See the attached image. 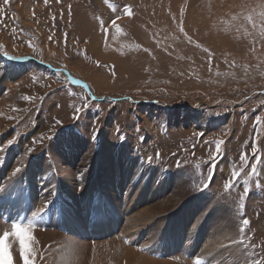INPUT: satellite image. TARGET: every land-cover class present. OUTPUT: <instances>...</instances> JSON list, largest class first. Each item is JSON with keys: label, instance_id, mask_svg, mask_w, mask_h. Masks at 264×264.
I'll list each match as a JSON object with an SVG mask.
<instances>
[{"label": "rangeland", "instance_id": "rangeland-1", "mask_svg": "<svg viewBox=\"0 0 264 264\" xmlns=\"http://www.w3.org/2000/svg\"><path fill=\"white\" fill-rule=\"evenodd\" d=\"M185 1L188 6L189 0ZM149 2L153 4L154 0ZM181 2L182 6L184 0ZM194 2L197 12L203 10L208 14L218 2L219 13L227 16V19L224 15L223 19L218 18L223 21V28L228 27L223 31L231 34V30L237 29L240 42L236 38L234 42H227L222 31L216 35L215 45L209 44L206 33L201 35L183 27L186 14L183 7L173 15V27L183 35L176 43H182L168 46L172 36L158 31L142 47L136 32L146 28L152 33L156 29L141 16L139 0H47V3L45 0H0V173L5 172L0 189H9L12 184L5 182L11 177L14 187L20 188L17 194L25 196L26 203L30 202L27 206L34 210L16 218L22 220L18 223L25 224L37 214L32 232L35 240L38 232L52 234L55 229L63 234L61 239H80L68 227V215L67 227L63 225L65 216L61 205L74 198L77 200L71 199L72 203L81 205L80 212L86 206L83 216L89 214L87 226L89 219L92 226L90 236L84 240L91 247L106 244L105 249L109 250L107 243L112 239L121 244L115 257L110 251L103 264H128L122 248H132L149 258L175 264H264L261 174L264 168V0ZM124 6L131 7L132 15L124 14ZM156 13H150L148 18L155 20ZM218 37L224 40L222 44L216 43ZM155 107L167 112L179 111L184 123L171 128L169 121H162L150 131L142 116L152 117L150 111ZM77 108L81 111L75 112ZM189 130L195 133H187ZM72 137L79 140H74L76 150L73 148L75 151L70 155L72 150H68L66 140ZM218 141H223L219 156L215 149ZM57 142L63 144L60 150L65 163L60 164L62 169L55 165L46 171L49 181L40 185L46 180L42 181L45 177L40 176L35 166H43V161L40 162L43 158L49 160L48 164H55L52 153ZM122 145L132 151L129 161L136 154L139 163H144L145 155L148 164L156 165V169L164 167L163 176L158 173L162 179L172 176L177 180L174 187L168 186L167 195L178 194L184 201L176 207L164 206V200L158 201L160 208L155 211V220L152 219L155 224L161 221L168 224V215L174 217L191 199L202 197L201 220L209 218L214 224H222L223 229L234 222L241 233L240 240L231 243L223 239L224 246L215 247L217 251L222 250V257L210 260L200 254L199 248L187 247L193 246L190 233L193 234L195 223L183 239L184 247L175 253L158 249V240L147 239L146 234L139 238L138 234L122 233L123 228L130 226L126 217L115 225L113 232L99 228L91 232L98 220L104 222L105 210L111 208L107 198L101 196L100 189L107 191L110 185L104 174L105 160L101 164L100 156H108L116 167L119 155L116 159L115 153ZM226 165L236 174L231 182L223 170ZM16 168H20L18 173ZM138 170L134 175L138 176L133 180L135 185H139L141 178L142 170ZM112 178L115 180L116 175ZM150 178L151 172L142 179L143 183ZM65 181L74 190L70 194L63 185ZM181 184L185 187L178 193L176 189ZM83 186H88L91 193L83 191ZM123 195L126 197L127 192ZM167 195L166 199L170 197ZM137 206L143 207L142 203ZM2 208L0 211L7 217L0 213V223L7 228H0V233L10 230L11 223H17ZM227 215H232L229 224H225ZM148 216L145 220L151 222ZM53 218L59 220L55 223L57 228ZM38 219L46 220L38 226ZM245 219L250 222L248 225L243 224ZM159 226L160 234L162 227ZM58 239L45 247L34 244L35 264L65 263L61 259L63 241ZM232 246L241 251L231 252ZM10 253L11 264H23L19 246L17 249L12 246ZM92 260L87 263L92 264Z\"/></svg>", "mask_w": 264, "mask_h": 264}, {"label": "bare ground", "instance_id": "bare-ground-1", "mask_svg": "<svg viewBox=\"0 0 264 264\" xmlns=\"http://www.w3.org/2000/svg\"><path fill=\"white\" fill-rule=\"evenodd\" d=\"M139 1L142 2V5L140 7L141 8L140 9L141 16L144 17V19H148V22H151V25H152L153 29H156L155 32H152V33H151V31H149L146 28L145 29L141 28V30H138L136 32V35H137L136 37H137V40H138L137 42L142 47L145 46V44H147L146 43L147 41L149 43V40L146 41V39H148L149 36H151V38H152L151 34L156 33L158 31H159L158 33L162 32V34H164L167 37L169 35L172 36L171 37L172 41L168 42V46H170V45H174L175 46V44H177L176 43V39L183 38L182 37L183 35L178 34L179 31L177 33L176 28L173 27V21L175 20L173 15L176 14L177 12H179L181 7H183L184 12H186L185 18L182 19L183 27L185 29L187 28L190 32L196 31L197 33H199L201 35H203L202 33H206L205 35L207 37V40L209 41V44H211V45H215L214 41L217 38L216 35L219 34V32H222L223 29L226 28V27L223 28V21L220 22V20H219L220 18L223 19V15L224 14L221 15L219 13L218 6H217L219 4L218 2H215V5H214L215 7H213L214 9H212L210 14H208V12L203 13V10H202V12L199 11L200 13L197 12L198 10L195 9L194 0H189L188 1V6H187V1H185V0L183 2L182 6L180 5V3H182L181 2L182 0H167V1L164 0V2L166 1L167 4L163 3V1H160V0H154L153 4H151L149 2V0H139ZM169 3H170V5H168ZM238 4H239V2H238ZM211 6H212V4H211ZM155 12H157L156 13L157 16H156L155 20H151L150 17L148 18V16L152 15L150 13H155ZM165 12H167L166 15H165ZM158 14H160V15L158 16ZM224 17H226V19H227L226 15H224ZM157 19L158 20L161 19V22L158 21ZM233 26H235V25H233ZM232 28H235V27H232ZM205 29H207V30H205ZM223 32L226 35L227 42H234V38H236L237 40L239 39L238 38L239 33H238L237 29L231 30L230 31L231 34H227L225 31H223ZM188 37H191L190 34H189ZM200 37H202V36H200ZM218 38H219V40H217L216 43L222 44L224 42V40L221 37H218ZM155 39H156V37H155ZM154 41L155 40H153V42ZM180 43H182V42H180ZM180 43H178V44H180ZM204 43H205V41H204ZM162 44H164V42H161V45ZM162 47H164V45ZM193 47H196V46H193ZM176 49H177V47H176ZM221 50H223V48H221ZM260 52H262V51H260ZM259 55H261V54H259ZM237 57H238V55H237ZM150 112H152V115H153V116L151 115L152 117H148L147 115H143L142 116V119L144 120V122L146 121V124H147V126H148L150 131H152V129H154V126L157 123L159 124V122H162V121H169L171 128H174L175 125L178 124V123L179 124L184 123L183 122L184 119L180 118L181 114L178 115L179 111L167 112V111L160 110V109L155 107V108H151ZM121 118L123 119V117H121ZM190 132L195 133L192 130H189L187 133H190ZM240 132L241 131L239 130L238 135L240 134ZM149 134H151V132ZM74 140H79V139H74L72 137V138H68L66 140V146L68 147V150H70V151L73 148H75V150H76ZM38 142H37V144H38ZM60 142L59 143L57 142V144L54 146L55 148H53L52 156H53V158L55 160V164H51L50 165V164H48L49 162H47L49 160L43 158L42 160H40V162L43 161V164H42L43 166H41V164L35 166V167L38 168V170L40 172V176H42V178L45 177V178H43L42 181L44 182L46 180L45 184H40V185H46L48 183V181H49L46 178V175H47L45 173L46 171H48V170L50 171L51 168L55 167V165H56V168L57 167L59 169L63 168L60 164L62 162L65 163L66 159H65L64 155L62 154V150L64 148L63 144L60 143ZM28 144L29 143H27V145ZM34 145H35V143H34ZM30 146H32V144H30ZM61 147H62V150H60ZM118 148H119V151H117L118 153H115V157H114V158L117 159V156L119 155V159L116 160V163H117L116 167H115V163L113 162V160H112V162L109 161L110 158L108 156H103V157L100 156L101 164H103V161L105 160V164L104 165H106L107 169H106V172H104V174L106 175V177L108 179V183L110 185V186H108L110 189H108L107 191H103L102 189H104V188L100 189L101 193L103 194L101 196H105L107 198V200H108L107 202L111 206V208L105 210V213H106L105 214L106 215L105 218L106 219L105 220L103 219L104 222L98 220V223L92 227L91 232L95 228H99L101 230L109 229V232H113V230L115 228V225H117L119 222H121L124 219V217H126L127 220L130 222V226L123 228L122 233H128L131 236L135 235V234H138L139 238L142 235L144 237L145 234H146L147 239L152 238V239L158 240L156 242V247H158V249L163 248V250L166 251L167 253H171V252L175 253L176 251H178L179 249H182L184 247V245L182 244L183 239L186 238L187 233H189V230L191 229L192 224L195 223V224H193V227H192V229L194 228L195 230H193L194 231L193 234L190 233V237L192 238V236H193V239H191L192 240L191 244H193V246L191 247V245H190V246H187V247H190L193 250L196 249V248H199L200 249L199 250L200 254L201 253L204 254L205 255L204 257H210V260L211 259H215L214 257H216L218 259L222 257L223 254L220 255L222 250L219 251V249H218V251H217L215 247H216L217 244L226 243V242H223V239L225 241L230 240L231 243H234L235 241L240 240L239 235L241 233L238 232L239 229L238 228L236 229L234 222L231 221L232 220V218H231L232 215H227L226 216L225 224H229L230 221L233 223L232 226L225 225V227L227 226V229L226 228L223 229L222 224H214L213 222H211V220L209 218H205V220H201V218L199 216H200L201 211L202 212L204 211L203 210L204 206H203V203H202V201H204V200L202 199V197H194L193 199H191L189 202L186 203V205H184V208L181 209L174 217H171V216L168 215V218H167L168 224H162L164 221H161L159 224H155V221H153V220H155L154 219L155 211L160 208V206H158V201L164 200V201H162V203H163L162 205H164V206L173 205L175 207L183 203L184 200L181 201V198H178L180 196L178 194L177 195L173 194L171 196L168 194L170 197H168L166 199V195H167V193L169 191L168 186L172 185L174 187V183L177 180L175 178H173L172 176L169 179H167V178H165V180L162 179L161 178L163 176L162 170H163L164 167L162 169L159 168L160 169V171H159V169H156L157 168L156 165H153L151 163L148 164L149 163V159L147 161L145 159V155L143 157L144 158V163H139V156L136 155V154L133 155L132 156L133 159L129 161V158H130V156L132 154V151H130L131 149L128 150L124 145L119 146ZM75 150H72L71 152H69L70 155H72L74 153L73 151H75ZM57 152H58V154H57ZM102 153H104V152L102 151ZM60 154H61V156H60ZM66 156H67V153H66ZM73 157H70V158L73 159ZM110 157H111V155H110ZM177 158H179V157H177ZM145 160H146V162H145ZM151 161H152V159H151ZM113 163H114V165H113ZM138 168L142 170V173L141 174L139 173L140 176H141V178H140V180L138 182L139 185H135L136 181L133 182V180L135 179V177H138V176L134 177V175L137 174V172L139 171ZM171 170H169V172ZM223 170H224V172H225V174L227 176L226 178L229 179L230 182H231L233 180L234 176H233V172H232L230 166H227V165H226V167L224 166ZM149 172H151V178L145 184V183H143L144 181L142 179H144V177ZM261 172H262L261 174H262V177H263L262 181H263V186H264V168H262ZM4 173H5L4 171H2L0 173V179L3 178ZM30 173H31V171H30ZM158 173H160L162 176H159ZM115 175H116V178H114L115 180H113L112 177L115 176ZM98 176H99V173H98ZM117 178H118V182H117ZM224 179H225V177H224ZM129 181H131L132 183L129 182ZM5 183L7 185H10V184H12V185H10L9 189H6V190L0 189V210L1 209L3 210L2 207H5L6 210L10 213L11 217H15V218H16V216H19L20 214L29 215L30 211L32 212V210H34V208H31V207L27 206L28 204L30 205V202L26 203L25 196H23L22 194H19V195L17 194V189L19 190L20 188H15L14 187L15 185L13 184V182H11V177L7 178ZM66 183H68V182L65 181L63 185H64V187H66V189H69L67 193L70 194V193H72L73 189L69 185H67ZM129 183H130V185H129ZM177 183L180 184L181 182L180 183L177 182ZM50 184H51V182L48 185H50ZM143 185H145L146 187L143 186ZM55 186H56V184H55ZM17 187H19V186H17ZM50 187L51 186H49L48 188H50ZM83 187H84L83 191H85L87 193H91V191L89 190L88 186H83ZM177 187H178V185H177ZM184 187L181 184L179 189L177 188L176 190L178 191V193L179 192L182 193L183 190H184ZM52 188H53V186H52ZM124 191L127 192V196L126 197H124V195H123ZM177 191H175V192H177ZM31 194H33V193H31ZM93 194L94 193L91 194L92 197H94ZM71 199L73 201L75 200L74 198H71ZM71 199H69V203L65 202V205H61L62 206L61 210H63V217L65 216L63 222H65L66 216L68 215V227L70 226L71 227L70 229L73 231L72 232L73 235H75V237L76 236L80 237V239L79 238L75 239L74 237L61 239V237H63V234H60L55 229L52 232V234H48V232L46 234H42V232H38V234L36 235V241L38 242V244H43L44 247H45V244L47 245V243H52L54 240L60 238L58 240L59 241L60 240L63 241V252H62V256L61 255L60 256H61V259H65L64 260L65 263L63 262L64 264H88L87 261L90 260L91 258H93V260H92L93 263L92 264H103L105 258H108L110 256L111 252H113V258H114L115 255H116V252L119 251L118 250V246L121 245L120 242L119 241H115V239L110 240L107 243V246H109V250H108V247H107V249H105V245L106 244H102V245L98 244L95 247H91L90 244L87 243V241L84 240V238H87V237L90 236L89 229L92 226L91 222H90V219H89V227L87 226V221H88L87 219L89 218L88 212L85 214L86 216H83V212L86 210V206L83 204L84 206L81 208V212H80L79 211V209H80L79 207L81 205L77 207V205H75V202L72 203ZM87 199H91V197L87 198ZM31 201H32V198H31ZM140 203H142V205H143L142 208L140 206H137ZM32 205H33V203H32ZM209 205H210V203H209ZM101 206H103V205H101ZM110 206H108V207H110ZM67 212H68V214H67ZM0 213H2V212L0 211ZM1 216L4 217V218L7 217V216H4L3 213H2ZM146 216H148L147 220H152V219L153 220L151 222H146V220H145ZM23 218H24V216H23ZM25 218H27V216ZM16 219L17 220H15V221H17V222L18 221H22L21 219H18V218H16ZM45 220L46 219H41V220L38 219V226L42 225L43 223H45ZM109 220H110V222H108ZM58 221L59 220L53 218L54 226H55V223L58 224ZM36 222H35V224H36ZM25 224H27V222ZM59 225H61V224H59ZM63 225L66 226V222ZM158 225H160L159 227H162L160 234L157 231ZM2 227L3 228H7V226H5V225L0 223V228H2ZM55 228H57V227L55 226ZM11 239H12V246H14V249H17V247L19 246L18 242H16L14 238H11ZM59 241H58V243H59ZM108 244H110V245H108ZM173 244L176 245V246H174ZM59 245H61V244H59ZM91 248H92V250H91ZM55 249H57V248H55ZM123 249H125V250H123ZM121 250H123L122 253L125 254V257L127 259H129L128 260L129 261L128 264H175V263L167 262L166 260H161L160 261V260L149 258L148 256H145L143 254L138 253L136 250H134L132 248H128V249L122 248ZM215 250L217 252H215ZM53 251H54V249H53ZM230 251L231 252L233 251V252L236 253L238 251L240 252L241 249L240 248L238 249L237 246H232V247H230ZM217 254H218V256H217ZM120 256H121V251H120ZM211 256H212V258H211Z\"/></svg>", "mask_w": 264, "mask_h": 264}, {"label": "snow or ice", "instance_id": "snow-or-ice-1", "mask_svg": "<svg viewBox=\"0 0 264 264\" xmlns=\"http://www.w3.org/2000/svg\"><path fill=\"white\" fill-rule=\"evenodd\" d=\"M45 2L47 3V0H45ZM123 11H124V14H126V15H129V16L132 15V11H131L130 6H124ZM249 19H251V18L249 17ZM113 23L115 24V21H113ZM10 59L15 60V59H17V57H10ZM74 83H79V81H74ZM25 99L30 100L31 98H25ZM74 111L79 112V111H81V109L77 108V109H74ZM74 118H78V117L74 116ZM58 123H62V122L58 121ZM94 135H95V133H94ZM42 139H43V137H42ZM222 144H223V141H218L215 145L217 156H219V154H220ZM19 171H20V168L15 169V172L18 173ZM235 175L236 174L233 173V176H235ZM207 183H210V181H208L204 184L205 187L207 186ZM226 187H227V185H226ZM35 220H36V215L34 214L33 218L28 220L27 224H22V223H18V222L17 223H11L10 230H6V231L0 233V240H3L7 246L9 264H11V259H10V255H11L10 249L12 247V239L11 238H14L15 241L18 242V244H19V252H20V256H21L23 264H35V258H36L37 252H36V249L34 247V244L38 243L35 240V237L32 236V232L35 229ZM249 223L250 222L246 219L243 221L244 225H248ZM18 228H25V229L29 230V239L23 245L21 244L20 239L16 235Z\"/></svg>", "mask_w": 264, "mask_h": 264}, {"label": "clouds", "instance_id": "clouds-1", "mask_svg": "<svg viewBox=\"0 0 264 264\" xmlns=\"http://www.w3.org/2000/svg\"><path fill=\"white\" fill-rule=\"evenodd\" d=\"M16 235L23 245L29 239V230L25 228H18ZM0 262H2V264H9L7 246L3 240H0Z\"/></svg>", "mask_w": 264, "mask_h": 264}]
</instances>
